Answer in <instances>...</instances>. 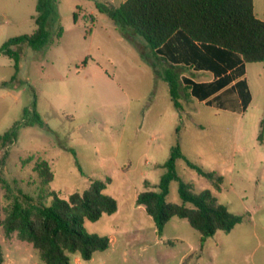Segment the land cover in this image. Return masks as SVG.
I'll return each mask as SVG.
<instances>
[{
  "label": "rangeland",
  "instance_id": "1",
  "mask_svg": "<svg viewBox=\"0 0 264 264\" xmlns=\"http://www.w3.org/2000/svg\"><path fill=\"white\" fill-rule=\"evenodd\" d=\"M123 1L57 0L44 48L16 49V77L13 59L0 55V137L22 125L0 152L1 218L15 195L50 205L51 192L66 200L103 180L118 210L84 227L111 244L83 264H264V63H245L251 93L246 110L241 99L208 105L183 88L179 112L163 78L167 63L141 36L128 37L97 8ZM5 5L11 16L0 18V47L37 27V0ZM178 71L195 83L215 78L192 68ZM35 112L46 126L35 123ZM173 146L223 182L216 191L185 159L176 163L181 180L195 193L212 190L219 203L244 217L230 233L209 237L203 250L200 233L186 219L171 218L160 235L136 203L139 193L158 191ZM40 160L53 171L49 185L36 171ZM178 189L172 181L169 203L182 204ZM0 248L1 264H43L32 245L17 234L6 236L3 227Z\"/></svg>",
  "mask_w": 264,
  "mask_h": 264
},
{
  "label": "trees",
  "instance_id": "2",
  "mask_svg": "<svg viewBox=\"0 0 264 264\" xmlns=\"http://www.w3.org/2000/svg\"><path fill=\"white\" fill-rule=\"evenodd\" d=\"M57 3V0H38L35 31L10 38L0 47V55L14 61V77L20 70V54L16 49L25 44L37 50L44 48L50 38L49 25L58 16ZM97 8L125 35L132 32L141 36L153 53L168 64L163 78L169 84L177 111H182L183 88L208 105L214 100L224 103L241 99L243 110L249 106L251 93L243 78L245 63H264V21L255 15L253 0H124L119 6L97 5ZM74 18L77 19L76 14ZM180 68L209 71L215 78L211 82L195 83L183 79ZM35 123L46 126L36 112ZM21 126H15L0 137V152L13 142ZM5 158L4 154L3 163ZM179 159H185L216 191L221 190L222 177L191 163L179 146H173L169 159L162 165L165 173L158 191L139 193L136 203L152 217L160 235L173 217L186 219L200 233L202 243L218 231L230 233L244 217L231 213L210 189L195 193L177 173ZM36 171L46 185L53 181L48 162L40 160ZM172 181L179 183L182 204L167 201ZM106 185L103 180L93 181L83 193L74 192L66 200L51 192L50 205L41 200L35 202L27 195H15L12 204L4 210L5 218L0 214V227L6 236L17 234L20 240L32 245L43 264H72L75 255L90 261L96 252L108 250L110 239L88 233L85 221L96 222L102 215H112L118 210L116 199L104 192Z\"/></svg>",
  "mask_w": 264,
  "mask_h": 264
},
{
  "label": "crops",
  "instance_id": "3",
  "mask_svg": "<svg viewBox=\"0 0 264 264\" xmlns=\"http://www.w3.org/2000/svg\"><path fill=\"white\" fill-rule=\"evenodd\" d=\"M253 1H254V13H255V15L259 19H261V20L264 21V0H253ZM37 3H38V0H37ZM5 4H6V0H0V18H7L8 16H11V14H10L11 12H8L7 7H6ZM127 36L128 37H132L131 34H130V32H128ZM194 72L197 73V72H200V71H194ZM204 72H209V71H204ZM188 79L194 81L193 78L192 79L191 78H188ZM209 82H211V81H209ZM201 83H204V82H201ZM199 241H200L201 250H203V247H204V244H205L206 241L204 243H202L201 242V237L199 238ZM110 244H111V241H110ZM74 263H76V264H83V260L79 256L75 255L74 256ZM72 264H73V261H72Z\"/></svg>",
  "mask_w": 264,
  "mask_h": 264
}]
</instances>
